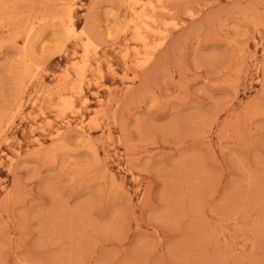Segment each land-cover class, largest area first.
Instances as JSON below:
<instances>
[{
  "label": "rangeland",
  "instance_id": "obj_1",
  "mask_svg": "<svg viewBox=\"0 0 264 264\" xmlns=\"http://www.w3.org/2000/svg\"><path fill=\"white\" fill-rule=\"evenodd\" d=\"M3 1L0 264H264V0Z\"/></svg>",
  "mask_w": 264,
  "mask_h": 264
},
{
  "label": "bare ground",
  "instance_id": "obj_2",
  "mask_svg": "<svg viewBox=\"0 0 264 264\" xmlns=\"http://www.w3.org/2000/svg\"><path fill=\"white\" fill-rule=\"evenodd\" d=\"M4 1H5V0H4ZM4 1H3V2H4ZM120 1H121V0H120ZM126 1H127V0H126ZM157 1H160V0H157ZM163 1H165V0H163ZM1 2H2V1H1ZM121 2H122V1H121ZM124 2H125V1H124ZM90 3H91V2H90ZM92 3H93V2H92ZM148 3H149V1H145V0H131V1L129 2V8H132V9H133V7H138V8H141L142 11H143V9L146 8V6H147ZM169 3H170V2H169ZM72 4H73V3H72ZM154 4H157V3H154ZM164 4H165V2H164ZM164 4H161L160 6H163ZM166 4H167V3H166ZM0 5H1V3H0ZM2 5H3V4H2ZM48 5H49V4H48ZM126 5H127V4H126ZM160 6H158V7H160ZM1 7H2V6H1ZM88 7H89V6H88ZM155 7H157V6H155ZM167 7H168V6H166V8H167ZM170 7L173 8V6H171V4H170ZM170 7H169V8H170ZM79 8H80V7H79ZM0 9H1V8H0ZM176 9H177V8H176ZM176 9H175V10H176ZM188 9H189V8H188ZM1 10H2V9H1ZM3 10H4V9H3ZM3 10H2V11H3ZM154 10H155V9H154ZM154 10H153V13L155 12ZM157 10H159V9H157ZM177 10H178V9H177ZM129 11H130V10H129ZM151 11H152V10H151ZM167 11H169L168 8H167ZM180 11H181V10H180ZM188 11H190V10H188ZM196 11H197V10H196ZM5 12H6V11H5ZM56 12H57V10H56ZM176 12H177V11H176ZM190 12H191V11H190ZM8 13H9V12H8ZM8 13H7V14H8ZM26 13H27V12H26ZM41 13H42V12H41ZM61 13H62V12H61ZM151 13H152V12H151ZM155 13H156V12H155ZM3 14H5V13H3ZM15 14H16V13H15ZM17 14H19V13H17ZM23 14H24V13H23ZM135 14H136V13H135ZM174 14H175V13H174ZM177 14H178V12H177ZM189 14H190V13H189ZM1 15H2V14H1ZM125 15H126V14H125ZM144 15H145V14H144ZM167 15H168V13H167ZM172 15H173V14H172ZM195 15H196V14H195ZM3 16H4V15H3ZM7 16H8V15H7ZM18 16H20V15H18ZM22 16H23V15H22ZM132 16H133V15H132ZM142 16H143V14H142ZM157 16H158V15H157ZM61 17H62V16L60 15V18H61ZM147 17H148V16H147ZM161 17H162V16H161ZM161 17H160V18H161ZM170 17H171V16H170ZM173 17H174V16H173ZM7 18H8V17H7ZM31 18H32V17H31ZM49 18H50V17H49ZM52 18H53V17H52ZM56 18H57V17H56ZM62 18H63V17H62ZM143 18H144V17H143ZM189 18H190V17H189ZM125 19H126V18H125ZM141 19H142V18H141ZM162 19H163V18H162ZM167 19H168V17H167ZM4 20H5V18H4ZM61 20H62V19H60V21H61ZM82 20H83V19H82ZM129 20H130V19H129ZM143 20H145V19H143ZM146 20L150 21L149 18H148V19L146 18ZM5 21H6V20H5ZM83 21H84V20H83ZM141 21H142V20H141ZM155 21H156V20H155ZM160 21H162V20H160ZM31 22H32V21H31ZM39 22H40V20H39ZM129 22H130V21H129ZM142 22H143V21H142ZM158 22H159V20H158ZM53 23H54V22H53ZM81 23H82V22H81ZM42 24H43V23H42ZM152 24H153V23H152ZM154 24H155V23H154ZM160 24H161V23H159V25H157V24H156V25H157V26H160ZM173 24H174V23H173ZM62 25H63V24H62ZM62 25H61V26H62ZM84 25H85V23L83 24V26H84ZM163 25H164V24H163ZM16 26H17V25H16ZM25 26H26V25H25ZM52 26H53V25H52ZM56 26L59 27L58 23L56 24ZM89 26H90V25H89ZM89 26H88V27H89ZM144 26H146V25H144ZM144 26H143V27H144ZM150 26H151V25H150ZM164 26H165V25H164ZM3 27H4V29H6L4 25H3ZM26 27H27V26H26ZM53 27H54V26H53ZM172 27H173V26H172ZM177 27H178V26H177ZM177 27H176V28H177ZM115 28H116V27H115ZM148 28H149V27H148ZM148 28H147V29H148ZM154 28H155V27H154ZM2 29H3V28H2ZM15 29H16V28H15ZM24 29H25V28H24ZM28 29H29V26H28ZM28 29H27V31H28ZM84 29H85V28H84ZM86 29H87V26H86ZM91 29H92V28H91ZM119 29H120V28H119ZM135 29H136V28H135ZM139 29H140V28H139ZM144 29H145V28H144ZM173 29H174V28H173ZM18 30H19V28H18ZM61 30L63 31V27H62ZM64 30H65L66 35L68 36V38H75V37H76V35H75V33H76V28H75V25H74V23L72 22V19H71V18L68 19V23H67L66 28H65ZM148 30H149V29H148ZM155 30H156V29H155ZM160 30L162 31V29H160ZM0 31H1V30H0ZM6 31H7V30H6ZM82 31H83V30H82ZM157 31L160 32L159 30H157ZM29 32H30V30L27 32V34H25V35H27V36L25 37V40H27V39L29 38V37H28V36H29V35H28ZM117 32H118V31H117V28H116V33H117ZM153 32H154V31H153ZM162 32H163V31H162ZM166 32H167V30H166ZM63 33H64V32H63ZM118 33H119V32H118ZM131 33H132V32H131ZM2 34H4V32H3ZM5 34H6V33H5ZM23 34H24V33H23ZM82 34H83V33H82ZM109 34H111V33H109ZM141 34H142V33H141ZM155 34H156V33H155ZM165 34H166V33H165ZM6 35H7V34H6ZM6 35H5V36H6ZM61 35H62V34H61ZM66 35H65V36H66ZM91 35H92V34H90L89 36H91ZM138 35H139V34H138ZM148 35H149V33H148ZM148 35H146V36H148ZM157 35H159V33H158ZM162 35H163V34H162ZM168 35H169V34H168ZM20 36H21V35H20ZM108 36H109V35H108ZM159 36H160V35H159ZM165 36H166V35H165ZM165 36H164L163 39L166 38ZM63 37H64V36H63ZM91 37H93V35H92ZM91 37H90V38H91ZM106 37H107V36H106ZM161 37H162V36H161ZM138 38H139V37H138ZM91 39H92V38H91ZM59 40H60V39H59ZM68 40H69V39H68ZM157 40H158V39H157ZM29 41H30V40H29ZM62 41H63V40H62ZM62 41H61V42H62ZM91 41L95 42L94 40H91ZM91 41H90V42H91ZM161 41H162V40H161ZM30 42H31V41H30ZM85 42H86V40H85ZM88 42H89V41H88ZM90 42H89V43H90ZM100 42H101V41H99V44H100ZM26 43H27V42H26ZM101 43H102V42H101ZM149 43H150V42H149ZM149 43H148V44H149ZM154 43H155V42H154ZM63 44H64V43H63ZM83 44H86V43H83ZM105 44H106V43H105ZM144 44H145V43H144ZM151 44H152V42H151ZM28 45H29V44H28ZM28 45H26V46H28ZM57 45H58V44H57ZM61 45H62V44H61ZM96 45L98 46V44H96ZM102 45H103V43H102ZM59 46H60V45H59ZM159 46H160V45H159ZM247 46H248V45H247ZM21 48H22V47H21ZM22 49H23V48H22ZM22 49H21V50H22ZM28 49H29V48H27L26 50H24L25 52L22 51V53H23V54L26 53V55H28V54H29V53H27V52H28ZM34 50H35V49H34ZM53 51H54V50H53ZM54 52H55V51H54ZM153 52H154V51H153ZM106 53H107V52H106ZM149 54H150V53H149ZM138 55H139V53H138ZM143 55H144V54H143ZM147 55H148V54H147ZM147 55H146V56H147ZM52 56H53V55H52ZM64 58H65V57H64ZM149 59H150V57H149ZM32 62H33V60H32ZM142 62H143V65H145V63H144L143 60H142ZM145 62H146V61H145ZM149 62H151V60H150ZM49 63H50V62H49ZM115 63H116V62H115ZM137 63H138V62H137ZM66 64H67V63H66ZM138 65H139V64H138ZM138 65H137V66H138ZM143 65H142V66H143ZM23 66H24V64H23ZM25 66H26V65H25ZM25 66H24V67H25ZM83 66H84V65H83ZM27 67H28V65H27ZM37 67H38V66H37ZM47 67H49V66H47ZM149 67H150V66H149ZM25 68H26V67H25ZM29 68H30V67H28V69H29ZM21 69H23V68H21ZM34 69H35V67H34ZM37 69H38V68H37ZM82 69H83V68H82ZM145 70H146V69H145ZM21 72H22V71H21ZM23 72H24V71H23ZM32 72H33V71H32ZM35 72H36V71H35ZM39 72H40V71H39ZM24 73H25V72H24ZM30 73H31V72H30ZM41 73H42V72H41ZM124 73H125V72H124ZM142 74H143V73H142ZM21 75H23V74H21ZM21 75H20V76H21ZM34 75H35V73H34ZM122 75H123V74H122ZM27 76H30V75L27 74ZM27 76H26V77H27ZM81 77H82V75H81ZM86 77H87V76H86ZM86 77H85V78H86ZM122 78H123V77H122ZM21 79H22V78H21ZM44 81H45V79H44ZM70 81H71V80H70ZM35 82H36V81H35ZM23 84H24V82H23ZM124 84H125V83H124ZM49 87H50V86H49ZM26 100H27V99H26ZM68 100H69V99H68ZM101 101H102V100H101ZM70 102H71V101H70ZM98 103H99V102H98ZM100 103H101V102H100ZM21 105H22V104H21ZM65 105H66V104H65ZM113 106H114V105H113ZM18 108H19V107H17V109H18ZM20 108H21V107H20ZM17 109H16V110H17ZM87 110H88V109H87ZM11 111H12V110H11ZM98 111H99V110H98ZM103 111H104V110H103ZM106 111H107V110H106ZM106 111H105V112H106ZM17 113H19V112H17ZM94 113H95V112H94ZM99 113H101V112H99ZM112 114H113V113H112ZM94 115H95V114H94ZM6 116H7V115H6ZM11 117H12V115H11ZM2 118H3V117H2ZM2 118H1V119H2ZM4 119H5V118H4ZM5 120H6V119H5ZM95 120H96V119H95ZM69 125H70V124H69ZM0 126H1V124H0ZM117 126H118V125H117ZM78 128L80 129V131H81L82 134H85L86 131L84 130L83 125L78 126ZM23 137H24V136H23ZM20 138H21V137H20ZM60 138H61V137H60ZM118 139H119V138H118ZM22 140H23V139H22ZM44 140H45V139H44ZM60 140H61V139H60ZM19 141H20V140H19ZM55 142H57V141H55ZM59 142H60V141H59ZM57 143H58V142H57ZM83 143H84V142H83ZM87 143H88V142H87ZM87 143H86V145H87ZM93 145H94V144H93ZM87 146H88V145H87ZM91 146H92V144H90L88 147H91ZM92 147H93V146H92ZM88 149H89V148H88ZM91 149H92V148H91ZM91 149H90V150H91ZM93 150H94V149H93ZM94 151H95V150H94ZM91 152L93 153V151H91ZM9 154H10V153H9ZM94 154H95V153H94ZM92 156H93V155H92ZM98 158H99V157H98ZM94 159H95V158H94ZM94 159H93V160H94ZM93 162H94V161H93ZM98 162H99V161H98ZM101 163H102V162H101ZM13 167H14V166H13ZM97 167H98V166H97ZM99 170H100V169H99ZM107 171H108V170H107ZM77 172H79V171L77 170ZM2 194H3V193H2ZM1 196H2V195H1ZM0 200H1V197H0Z\"/></svg>",
  "mask_w": 264,
  "mask_h": 264
}]
</instances>
